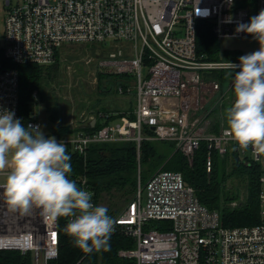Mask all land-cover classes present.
<instances>
[{
  "label": "built area",
  "instance_id": "built-area-1",
  "mask_svg": "<svg viewBox=\"0 0 264 264\" xmlns=\"http://www.w3.org/2000/svg\"><path fill=\"white\" fill-rule=\"evenodd\" d=\"M260 9L264 0H0V106L19 118L18 77L9 63L50 66L63 47L82 46L91 53L86 64L95 63L103 74L130 78L125 93L132 92L134 107L93 131L85 130L96 126L93 113L80 124L65 121L73 132L52 136L66 148L85 158L93 144L133 143L138 159L143 142H170L191 164L204 143L208 174L212 153L223 157L228 150L243 163H259L264 169V143L244 146L227 128L211 131L205 109L221 89L212 74L231 71L228 61L238 58H210L196 48L200 23L217 41L246 38L250 34L237 33L236 25ZM229 16L232 21L225 22ZM39 117L33 91L25 126L42 128ZM76 182L99 205L86 178ZM259 182L258 223L226 228L215 210L199 203L180 172L157 171L144 185L138 174L133 194L112 217L111 234L119 232L132 241L117 250L116 258L120 264H264V174ZM31 211L23 221L0 196V251L28 254L31 264H53L58 256L57 220L44 219L39 208Z\"/></svg>",
  "mask_w": 264,
  "mask_h": 264
},
{
  "label": "trees",
  "instance_id": "trees-1",
  "mask_svg": "<svg viewBox=\"0 0 264 264\" xmlns=\"http://www.w3.org/2000/svg\"><path fill=\"white\" fill-rule=\"evenodd\" d=\"M196 48L198 52H203L210 58H214V55L218 52V41L203 23L199 24ZM59 55H56L55 63L50 66L11 63L8 66L14 68L17 72L18 116L21 118V122L26 124L30 118L32 92L37 91L38 101L40 98V101L45 103L42 104L48 115L50 129L48 135L53 134L62 137L73 131L70 130L63 117L60 116V111L56 106L57 101L52 96V92L46 93L44 88V86H48L49 80L53 79V75L58 69L60 64ZM100 75L106 76L107 74L101 72ZM119 77L116 81L117 86L125 89L127 85L122 84L124 78ZM225 82L226 80L224 83L222 82L223 85ZM109 88L111 87L109 86ZM106 91L103 90L102 94ZM97 106L98 103L89 108L96 116V126L94 128H84L86 131H93L105 122L114 121L122 116V112H109L105 108L97 109ZM100 114L108 116L101 118L99 117ZM77 130H80V128L75 131ZM212 131L214 130L212 129ZM163 144L170 146L173 151H169L168 154L166 152L162 153L157 149L155 142H143L138 159L133 143L93 144L88 148L85 158L72 151V149L66 148L71 157L72 173L70 178L76 181L78 177L84 176L88 185L95 192V198L98 201L103 192L108 193L111 190H117L127 194L131 190L134 191L137 173L140 174V178L143 177L144 180H147L159 168L165 171H176L180 172L184 182L194 189L199 203L218 213L222 227H244L258 223V195L261 189L259 180L264 174L261 164L243 163L235 152H229V150L223 157H218L216 153H212L213 165L208 174L205 170L206 145L204 143H201L195 152L191 164L178 150H175L172 143L163 142ZM227 163H230L231 167L230 171L225 172ZM229 180L232 183L244 184L245 191H247L244 200L239 201L238 199L237 185H234L232 189L226 187ZM77 185L79 186L78 183ZM232 202H236V205L231 206ZM108 214L114 217L116 213L108 212ZM66 221L67 218L65 217L57 220L58 256L56 260L52 261L53 264H76L80 259H82L80 264H120V261L116 258L117 250L131 246L132 241L117 232L116 234H110V246L106 250L93 249L85 252L74 246L71 237L62 231ZM0 264H31V259L28 254L22 255L16 251H0Z\"/></svg>",
  "mask_w": 264,
  "mask_h": 264
},
{
  "label": "clouds",
  "instance_id": "clouds-1",
  "mask_svg": "<svg viewBox=\"0 0 264 264\" xmlns=\"http://www.w3.org/2000/svg\"><path fill=\"white\" fill-rule=\"evenodd\" d=\"M231 2V0H229ZM229 16L225 22H231ZM259 47L228 61L234 99L224 110L227 131L238 144L264 143V9L236 25ZM0 196L13 211L39 208L46 220L65 217L62 231L85 252L107 249L113 219L92 193L71 179V157L63 140L40 125L23 124L14 110L0 106Z\"/></svg>",
  "mask_w": 264,
  "mask_h": 264
},
{
  "label": "rangeland",
  "instance_id": "rangeland-1",
  "mask_svg": "<svg viewBox=\"0 0 264 264\" xmlns=\"http://www.w3.org/2000/svg\"><path fill=\"white\" fill-rule=\"evenodd\" d=\"M220 50H239L245 53H249L259 47L256 40L252 38L251 35L246 38L238 39H221L219 40ZM59 66L53 75V79L49 80L48 86H44L45 92H52V96L56 98L57 109L60 111V116L63 117L64 121L71 119L73 123L78 121L80 124L81 119L89 117L91 112L89 108L91 106L97 105V109L105 108L109 112L123 111L129 106L134 107L132 92H126L125 95H120L116 81L119 76H114L107 73L106 76L100 75V71L95 65V63L86 64L85 60L91 57L90 50L82 46H70L63 47L59 53ZM142 76L146 75V69L141 70ZM101 77V78H100ZM122 84H132L129 78H124ZM121 83V82H119ZM100 86V88H98ZM109 86L111 88H109ZM103 90H107L102 94ZM118 92V93H117ZM102 94V95H101ZM229 96V92L227 93ZM231 98H234V94L230 93ZM229 102V97L224 98L223 103ZM40 101V117L42 123V130L44 134L50 132L48 124V115L44 111L43 104ZM96 107V106H95ZM83 115V116H82ZM95 115V114H93ZM77 122V123H78ZM157 149L162 153H167L173 151L170 146L164 145L163 143H158L154 141ZM187 160V159H186ZM191 161V160H190ZM189 163V161L187 160ZM262 162H264L262 160ZM264 165V164H263ZM230 163L226 164L225 172L230 171ZM161 168L157 169L155 172L160 171ZM153 173V174H154ZM3 175L0 176L2 179ZM143 178V177H141ZM146 180L142 181L144 185ZM234 185L238 186V199L239 201L244 200L247 191H245L244 184H238L231 180L227 181L226 187L232 189ZM128 190V189H127ZM133 194V190L129 193H122L117 190H111L106 193L103 192L99 198V205H103L107 208L108 212L120 213L125 206V199H128ZM125 195V196H124ZM145 193H142L144 198ZM231 206L236 205V202H232ZM23 221L29 219V216L33 214L34 211L31 209L28 212L17 211ZM115 214V215H116ZM114 215V216H115Z\"/></svg>",
  "mask_w": 264,
  "mask_h": 264
},
{
  "label": "crops",
  "instance_id": "crops-1",
  "mask_svg": "<svg viewBox=\"0 0 264 264\" xmlns=\"http://www.w3.org/2000/svg\"><path fill=\"white\" fill-rule=\"evenodd\" d=\"M241 55H243V52H241L239 50H236L235 52H229V49L223 50V51L220 50L219 41H218V52L216 53V55H214V58L222 59V60H229V58H231V59L232 58H238ZM229 73H230V71H221V72H216L215 74H212L213 78H211V79H214L217 81L219 80L218 82H219V84L221 83L220 84L221 89L217 94H215L212 97V99L205 106V109L208 110V113H209L208 118H210V124H211L210 130L211 131H212V129L214 131L216 129L215 132H218L222 128H227L224 110L227 106H229L232 103V101L234 99V98H231V96H230V93H233V89H232V86L230 87V85L232 83V77L229 75ZM216 78H222V79H216ZM225 80H226V82L223 85ZM125 85H127V83ZM127 87H128V85L126 86L125 89H123L121 86H118V88H121L122 91L124 92L123 94H120V93L119 94L120 95H124V94L126 95L125 91H126ZM118 88L116 90H118ZM228 92H229V96L227 95ZM228 97H229V102L223 103L224 98L228 99ZM106 110H108V109H106ZM131 110H132V107L129 106L127 109H125L123 111H119V112H122V115H123L125 113H128ZM90 112L93 113L92 111H90ZM90 115H92V114H90ZM92 123H91L90 127L92 126ZM50 135H53V134H50ZM56 136H58V135H56ZM151 142H154V141H151ZM156 142H159V141H156ZM212 159H213V157H212ZM138 174L139 173H137V175ZM136 179H137V176H136ZM140 179H141V182L144 180L143 178H140ZM125 200H127V199H125Z\"/></svg>",
  "mask_w": 264,
  "mask_h": 264
},
{
  "label": "water",
  "instance_id": "water-1",
  "mask_svg": "<svg viewBox=\"0 0 264 264\" xmlns=\"http://www.w3.org/2000/svg\"><path fill=\"white\" fill-rule=\"evenodd\" d=\"M93 123H94V121H93ZM93 123H92V125H93ZM153 129V128H152Z\"/></svg>",
  "mask_w": 264,
  "mask_h": 264
}]
</instances>
